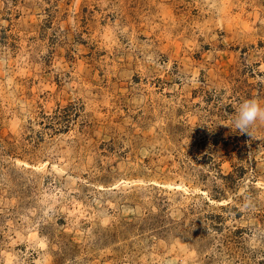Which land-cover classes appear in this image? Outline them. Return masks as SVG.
I'll return each instance as SVG.
<instances>
[{"label": "rangeland", "instance_id": "1", "mask_svg": "<svg viewBox=\"0 0 264 264\" xmlns=\"http://www.w3.org/2000/svg\"><path fill=\"white\" fill-rule=\"evenodd\" d=\"M246 99L264 0H0V264H264Z\"/></svg>", "mask_w": 264, "mask_h": 264}, {"label": "clouds", "instance_id": "2", "mask_svg": "<svg viewBox=\"0 0 264 264\" xmlns=\"http://www.w3.org/2000/svg\"><path fill=\"white\" fill-rule=\"evenodd\" d=\"M257 121L264 122V107L257 99H246L240 103L233 118V124L240 133H247V130ZM251 201L245 199L241 205L242 210L247 211L251 207Z\"/></svg>", "mask_w": 264, "mask_h": 264}]
</instances>
